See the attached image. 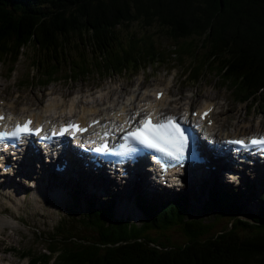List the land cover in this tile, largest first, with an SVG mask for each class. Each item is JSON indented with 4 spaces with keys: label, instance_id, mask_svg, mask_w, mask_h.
<instances>
[{
    "label": "trees",
    "instance_id": "trees-1",
    "mask_svg": "<svg viewBox=\"0 0 264 264\" xmlns=\"http://www.w3.org/2000/svg\"><path fill=\"white\" fill-rule=\"evenodd\" d=\"M138 22L188 38L180 50L192 56L191 83L211 73L235 101L264 97V0H0V62L12 73L24 54L29 76L19 82L41 86L88 70L134 75L150 57L167 56L148 32L119 35ZM139 48L150 55L141 58ZM231 191L214 189L197 208L186 195L153 203L137 196L140 224L115 218L107 203L71 205L52 234L37 235L42 250L56 254L53 264H264V198L253 216ZM20 253L29 264L48 258L31 248Z\"/></svg>",
    "mask_w": 264,
    "mask_h": 264
},
{
    "label": "rangeland",
    "instance_id": "rangeland-1",
    "mask_svg": "<svg viewBox=\"0 0 264 264\" xmlns=\"http://www.w3.org/2000/svg\"><path fill=\"white\" fill-rule=\"evenodd\" d=\"M128 30L140 35L148 32L156 42L155 48L167 56L159 55L155 60L150 57L148 64L153 63V68H141L136 76L128 71L121 73L113 71L111 72L113 74H106L104 78V73L88 70L85 76L72 75V79L68 80L67 75L51 81L47 86H41L35 82L29 83L28 79L19 82L25 73L29 76L27 68L29 61L22 55L18 58L12 73L8 72L6 64L0 62V104L3 108L22 116L34 114L42 117L51 115L57 118L59 115H65L66 118L71 116L76 118L85 115L91 118L96 116L93 114L94 111L104 110L106 107H117L120 101H128L138 96L136 104L145 91L150 94L148 99L153 100V90L161 89L165 90L167 98L158 107L164 108L169 113L177 112L179 107L191 106V109H200L205 102L215 105L213 117L216 123L214 130L217 132L226 130L232 134H241L264 129V97L258 101H235L237 103L235 104L230 89L221 86L218 76L206 74L197 84L186 79L189 71L184 68L188 65L192 66L193 59L190 53L183 52L180 48L188 41V38L169 39L167 34L159 33L156 26L149 28L141 22L131 23L128 28H123L119 35L130 34ZM145 51L147 49L139 48L137 53H141V58H147L150 54ZM144 61L146 63L147 60ZM112 90L116 93L109 95L108 91ZM118 94H121L119 98H117ZM53 104L58 107L53 108L51 106ZM58 109L62 112L55 111ZM33 169L34 173L31 175L15 171L3 181L0 178V264H28L27 256L20 253L24 248H31L37 253H47L48 258L42 263L53 264L55 259V253L48 256L49 251L42 250L45 242L38 239L37 232L52 234L51 229L60 219L62 212L65 213L64 204L69 205L71 199L64 187L58 185L60 178L54 176L48 166L39 168L34 165ZM21 175H26L27 178ZM75 175L76 170L70 169L68 179L71 183L75 182ZM41 179L45 182L47 192L40 189L43 184L38 183L36 186V182ZM50 185L56 186L57 189L53 190L49 187ZM263 185L264 180L256 184L255 190H263ZM214 187H216L215 184L207 179L197 185L192 182L183 183L180 188H161L164 194L160 197L186 192L191 197L205 200ZM74 192L75 190L71 189V193L74 194ZM159 192L160 190L149 186L144 181L141 187H136L129 194L126 192L128 198L127 196L124 198V205L120 204L118 210L122 212L131 208L133 195L142 193L147 198H151ZM79 195L81 198L87 196L91 199L88 193H79ZM242 200L240 202L245 208L257 214V205L251 204L245 198ZM194 207H199V204L195 203ZM113 216L129 218L136 224L142 222L140 212L136 215L127 212L114 213ZM192 216L197 215L192 214ZM246 218L248 222H253L252 219Z\"/></svg>",
    "mask_w": 264,
    "mask_h": 264
},
{
    "label": "bare ground",
    "instance_id": "bare-ground-1",
    "mask_svg": "<svg viewBox=\"0 0 264 264\" xmlns=\"http://www.w3.org/2000/svg\"><path fill=\"white\" fill-rule=\"evenodd\" d=\"M112 91H113V94H111ZM112 91H110V92L108 91V94L109 95H114V93H116L115 90H112ZM157 91L158 90L154 91V95L156 94ZM148 95L149 94H147V91H145L143 93V95H141L142 99L140 101L148 100V101H150V103L149 102L140 103V101H139L138 105H136V107H135L133 102H130L128 105H126L123 102V103H121L119 108H116L115 106L112 107V108H108L105 113L99 112L98 110L94 111V113L96 114L95 118H100L101 119L99 124L96 125L94 127V129L96 130V129H102V128H106V127H110L111 129L124 128L128 124H131V126H132V125L137 124L138 121H141L143 116L146 113H151L153 116L159 117V118L166 117L167 116L166 114L161 116L162 111L164 110L163 108H161L160 110H157L153 106L154 105H156V106L157 105H162L163 102L165 101V99L167 98V93L163 92V95L161 96V98L159 100H156V99L149 100V99H147ZM120 96H121V94H118L117 98H119ZM209 105L210 104H207L205 102L203 104V106L200 107V109L209 107ZM51 106L53 108L58 107V105H55V104H53ZM130 106H132V107L130 108ZM69 109H70V107H69ZM0 110L5 111L2 108V104L0 105ZM130 110H133V111L130 112ZM55 111L59 112V111H61V109H58V110H55ZM10 112L13 113L12 111H10ZM11 113H9V115H10V117H13V115ZM13 114H15V113H13ZM68 114H70V113H68ZM103 114L104 115L114 114L117 117V120L111 119V120L107 121V120L103 119L101 116H99V115H103ZM31 116L33 117V119H34V121L36 123H41V122L54 123V122L57 121V120H54V119H59L60 118L59 120H63L65 118V116H60V115L57 118H53V116H51V115H48L46 118H43L40 115H34V114H31ZM76 118H77L76 120H80L83 123H87L89 121V120L87 121V119L89 117L87 118V116H85V115L78 116ZM49 119H51V120L49 121ZM206 130H209V127H206ZM247 133H249V132H247ZM246 135H248V134H246ZM36 157H37V155L33 154L32 156H28V157L22 158L21 161L19 162V167L17 169V172L22 173V174H28V175L33 174L34 173V169H33L34 162L38 161V159ZM195 166L197 167V169L199 170V173H200V176L198 175L195 179L191 180V181H193L192 183L195 184V185H197L198 183L204 181L205 179H210L212 177H215L217 179H221V177H222L223 167L221 166L219 161L210 159L209 168H205L204 165H195ZM212 166H214V168H211ZM48 167L50 168L51 172L55 176L60 178V181H59L58 185H62L63 184L62 180L68 179V175H69V171H70L69 168H66L63 172L57 173V172H55L52 169V167H50V166H48ZM143 174H145V173H143ZM244 175H245V173H244ZM21 176L23 178H27L26 175H21ZM7 177H10V176H6L4 178V180ZM251 177L254 180H259L261 178V176L255 170H253V172L251 173ZM182 179H185V178L182 177ZM144 181L147 182V180L145 179L144 176L139 175L137 173L131 174L127 178V180L125 181V184L123 185V187L120 190V192L118 193V198L120 200V204L124 205V198L127 196L126 192L128 194L130 191L134 190L136 187H141L142 184L144 183ZM38 183L43 184L42 188H40L41 190H44V192L48 191V189H45V182L42 179L40 181L36 182V186H38ZM49 187H52L53 190L57 189L56 186L50 185ZM79 193H88L89 194L88 196L91 197V199H93L95 201H98V202L103 200V199H111V197H112L111 196L112 195V189H111L109 184L107 186H101V185H98V184H96L95 182H92V181H90V182L79 181L77 183V186H76L75 194L77 196H80ZM124 193H125V195H124ZM85 198H87V196H85Z\"/></svg>",
    "mask_w": 264,
    "mask_h": 264
},
{
    "label": "snow or ice",
    "instance_id": "snow-or-ice-1",
    "mask_svg": "<svg viewBox=\"0 0 264 264\" xmlns=\"http://www.w3.org/2000/svg\"><path fill=\"white\" fill-rule=\"evenodd\" d=\"M206 115V113H205ZM0 119H3L0 116ZM31 121L25 122L23 125L17 124L13 135L19 136L23 133L31 131ZM77 131H81L77 126ZM107 135V134H106ZM125 140H133L148 148L155 149L162 156H166L176 163H180L184 158V150L187 146V138L179 125L174 122V118L169 117L164 121L152 122V117H146L140 122V126L134 131L127 133ZM230 143L245 145L244 141H231ZM251 145L264 146V138H252ZM246 146V145H245Z\"/></svg>",
    "mask_w": 264,
    "mask_h": 264
},
{
    "label": "clouds",
    "instance_id": "clouds-1",
    "mask_svg": "<svg viewBox=\"0 0 264 264\" xmlns=\"http://www.w3.org/2000/svg\"><path fill=\"white\" fill-rule=\"evenodd\" d=\"M22 55L24 56V54H22ZM22 55H21V56H22ZM21 56H20V57H21ZM25 59H26V58H25Z\"/></svg>",
    "mask_w": 264,
    "mask_h": 264
}]
</instances>
